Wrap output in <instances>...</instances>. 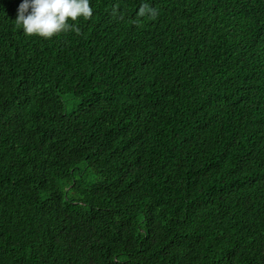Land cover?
<instances>
[{
    "label": "trees",
    "instance_id": "1",
    "mask_svg": "<svg viewBox=\"0 0 264 264\" xmlns=\"http://www.w3.org/2000/svg\"><path fill=\"white\" fill-rule=\"evenodd\" d=\"M21 2L0 0V264H264V0H91L52 39Z\"/></svg>",
    "mask_w": 264,
    "mask_h": 264
},
{
    "label": "clouds",
    "instance_id": "2",
    "mask_svg": "<svg viewBox=\"0 0 264 264\" xmlns=\"http://www.w3.org/2000/svg\"><path fill=\"white\" fill-rule=\"evenodd\" d=\"M113 16L118 9H112ZM94 15L91 0H22L18 7L15 24L22 28L27 36H37L42 39H52L68 32L80 34L79 20H90ZM158 12L148 3H141L137 17L157 18ZM119 18L124 19L123 14Z\"/></svg>",
    "mask_w": 264,
    "mask_h": 264
}]
</instances>
